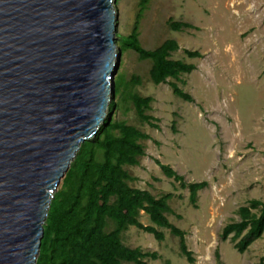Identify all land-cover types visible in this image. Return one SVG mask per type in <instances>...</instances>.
Returning <instances> with one entry per match:
<instances>
[{"label":"rangeland","instance_id":"rangeland-1","mask_svg":"<svg viewBox=\"0 0 264 264\" xmlns=\"http://www.w3.org/2000/svg\"><path fill=\"white\" fill-rule=\"evenodd\" d=\"M115 10L117 42L136 23L144 49L174 39L178 49L170 58L195 65L177 79L154 84L151 60L132 49L117 50L113 82L119 91L111 95L116 109L107 115L149 135L139 164L126 166L134 177L130 185L157 197L170 194L166 216L184 231L193 261L181 253L177 236L143 212L140 221L162 231L164 239L130 226L123 242L156 252L157 259L146 258L149 264H259L261 258L264 264V231L243 253L233 247L231 235L221 238L227 223L240 220V206L264 199V0H116ZM171 22L191 26L175 30ZM171 82L193 100L175 95ZM134 93L152 98L146 113L157 128L136 115ZM159 164L169 165L185 184L206 182L194 204L188 187L166 176Z\"/></svg>","mask_w":264,"mask_h":264},{"label":"water","instance_id":"water-1","mask_svg":"<svg viewBox=\"0 0 264 264\" xmlns=\"http://www.w3.org/2000/svg\"><path fill=\"white\" fill-rule=\"evenodd\" d=\"M116 0H0V264H35L53 191L114 93Z\"/></svg>","mask_w":264,"mask_h":264},{"label":"trees","instance_id":"trees-1","mask_svg":"<svg viewBox=\"0 0 264 264\" xmlns=\"http://www.w3.org/2000/svg\"><path fill=\"white\" fill-rule=\"evenodd\" d=\"M189 23L171 22L179 30ZM118 50L132 49L140 59L151 60L150 79L154 84L177 79L181 73H189L195 65L170 58L178 49L174 39H167L153 50L144 49L139 42L136 23L130 34L117 42ZM190 57L200 56L198 51L186 50ZM175 95L192 101V97L175 83H170ZM119 91L114 80L115 96ZM150 96L132 94L131 101L138 118L157 128L155 118L146 113L150 108ZM116 109L112 98L108 112ZM149 135L124 120H113L108 114L96 134L82 142L68 170L61 179L59 189L53 194L35 264H149L147 257L157 259L156 252L130 247L122 240V233L130 226L152 234L160 241L164 233L155 226L140 221L141 213L148 215L157 226L169 229L179 238V248L191 262V252L185 243V233L172 224L166 213L171 212L167 202L170 194L155 196L150 191L133 187L134 177L126 166L139 164L145 155L142 141ZM164 174L188 187L189 199L194 204L196 193L206 185L205 181L185 184L183 177L169 165L159 164ZM239 221L227 223L221 233L225 240L231 235L233 247L243 253L260 238L264 231V199H252L248 205L238 208ZM216 255L217 252H216ZM164 264H169L166 261ZM259 264H263V258Z\"/></svg>","mask_w":264,"mask_h":264}]
</instances>
